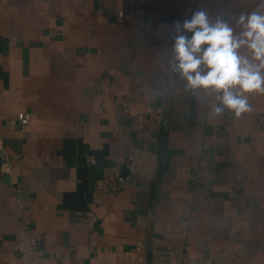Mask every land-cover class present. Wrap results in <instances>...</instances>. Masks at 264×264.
Returning <instances> with one entry per match:
<instances>
[{
    "label": "crops",
    "instance_id": "1",
    "mask_svg": "<svg viewBox=\"0 0 264 264\" xmlns=\"http://www.w3.org/2000/svg\"><path fill=\"white\" fill-rule=\"evenodd\" d=\"M260 2L0 0V264L19 261L16 188L48 264H264V94L215 116L173 51L195 12L239 33ZM130 142L162 162L146 190L115 191Z\"/></svg>",
    "mask_w": 264,
    "mask_h": 264
},
{
    "label": "clouds",
    "instance_id": "2",
    "mask_svg": "<svg viewBox=\"0 0 264 264\" xmlns=\"http://www.w3.org/2000/svg\"><path fill=\"white\" fill-rule=\"evenodd\" d=\"M262 10L264 0L256 11L241 14L236 22L241 28L239 33L223 19H211L206 11H197L182 25L176 24L178 32H191L192 36H176L174 70L186 80V89L192 93L216 94L219 103L211 104L215 116L228 109L239 117L252 110L249 94H264ZM241 49H247V54H241Z\"/></svg>",
    "mask_w": 264,
    "mask_h": 264
},
{
    "label": "built area",
    "instance_id": "3",
    "mask_svg": "<svg viewBox=\"0 0 264 264\" xmlns=\"http://www.w3.org/2000/svg\"><path fill=\"white\" fill-rule=\"evenodd\" d=\"M123 15V10L116 12L117 18H122ZM138 28L139 30H143L144 24L138 23ZM15 118L21 125H26L31 119V113L21 111L15 115ZM85 160L89 164H95L97 162L93 154L85 155ZM161 162L162 158L156 149L131 142L128 143L123 165L119 168L112 183L115 191L128 187L133 182H135L136 190H146L155 181ZM25 193V190L22 188H16V193L14 194V211L17 225L14 229L13 249L19 258L18 264H48L35 235L29 231L26 224L24 215ZM180 263L216 264L214 256L197 258L192 256L188 251L181 253Z\"/></svg>",
    "mask_w": 264,
    "mask_h": 264
}]
</instances>
